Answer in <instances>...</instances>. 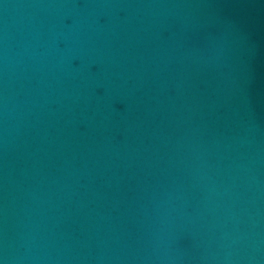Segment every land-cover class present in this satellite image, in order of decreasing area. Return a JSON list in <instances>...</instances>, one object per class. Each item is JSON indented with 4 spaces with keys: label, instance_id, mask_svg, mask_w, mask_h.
Here are the masks:
<instances>
[{
    "label": "water",
    "instance_id": "obj_1",
    "mask_svg": "<svg viewBox=\"0 0 264 264\" xmlns=\"http://www.w3.org/2000/svg\"><path fill=\"white\" fill-rule=\"evenodd\" d=\"M0 264H264V0H0Z\"/></svg>",
    "mask_w": 264,
    "mask_h": 264
}]
</instances>
